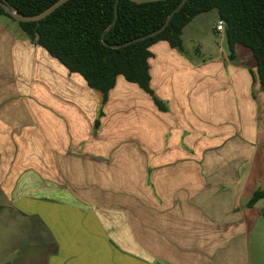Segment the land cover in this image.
I'll return each mask as SVG.
<instances>
[{
    "label": "rangeland",
    "instance_id": "rangeland-1",
    "mask_svg": "<svg viewBox=\"0 0 264 264\" xmlns=\"http://www.w3.org/2000/svg\"><path fill=\"white\" fill-rule=\"evenodd\" d=\"M5 19L0 22V185L32 201L34 218L43 220L42 210H49L55 229L65 211L72 223L79 222L76 239L65 249L81 264H105L100 240L105 242L106 225L110 232L126 229L120 237L129 264H150L160 220L169 225L171 212L176 218L177 208L192 206L191 196L200 194L201 186L250 189L264 177L261 109L228 112L213 105L205 92L206 61L214 56L207 47L193 43L184 71L154 76L165 113L122 80L101 106L100 93L32 43L15 21L0 16ZM252 91L260 93L258 86ZM252 196L243 193L238 207L248 211L250 221L238 264H264V199L247 210Z\"/></svg>",
    "mask_w": 264,
    "mask_h": 264
},
{
    "label": "crops",
    "instance_id": "crops-1",
    "mask_svg": "<svg viewBox=\"0 0 264 264\" xmlns=\"http://www.w3.org/2000/svg\"><path fill=\"white\" fill-rule=\"evenodd\" d=\"M218 20L217 12L211 10L197 15L187 23L181 34L184 53L171 49L164 41H158L150 47L152 57L149 58V74L154 96L158 98L152 86L154 76L184 71L189 58L187 50L193 47V43H197L203 49L207 47L209 54L214 55L206 61L208 70L205 77L209 87L205 92L211 95L208 99H211L213 105H218L221 110L228 112L250 109L254 114L260 107L264 117V93L260 91L256 96L252 91L253 88H257L258 83L253 82L251 76V71H255L251 53L237 45L234 60H229L224 32L215 31ZM5 21L6 19L0 22ZM224 60L226 63L223 65ZM118 80L126 82L122 77H117L115 85ZM100 95L101 103L102 94ZM152 105L154 106L153 103ZM254 114L253 127L256 129ZM256 132L257 130L253 131L254 142L257 139ZM260 178L256 179L255 185L250 189L242 184L230 183L225 185L224 189L221 186H201V193L191 196L195 198L191 200L192 206L177 208L176 218L172 217L171 212L169 225L160 220L154 242L153 260L150 264H238L241 238L250 227L248 211H240L239 208L243 206V193L248 198L251 192L260 190L263 197L257 202L264 199V177ZM16 191L14 187L5 189L0 185V264H81L79 256L76 258L75 254H68L65 249L66 242L76 239V231L81 228L79 222L72 223L70 216L63 211L65 215L58 217L59 226L55 229L52 226L55 218L49 216V210H42V214L48 215H44L43 220L34 218L33 202L16 195L14 193ZM62 203L65 205V201ZM252 207H248L247 210H251ZM61 213L62 211H58V214ZM109 226L106 225L105 242L100 240V244L106 248L105 264H115V261L117 264H129L128 250L120 237V232L123 233L126 229L112 227L110 232ZM35 237L41 240L34 241ZM56 240L60 247L55 248ZM98 241L95 238V247L98 246ZM114 244L117 249L114 248ZM108 254L111 255L109 260Z\"/></svg>",
    "mask_w": 264,
    "mask_h": 264
},
{
    "label": "trees",
    "instance_id": "trees-1",
    "mask_svg": "<svg viewBox=\"0 0 264 264\" xmlns=\"http://www.w3.org/2000/svg\"><path fill=\"white\" fill-rule=\"evenodd\" d=\"M55 1L0 0V16L15 21L31 42L68 72L78 74L89 89L100 92L101 106L107 101L117 77H122L148 95L158 111L166 112L164 103L154 96L150 86L152 54L149 49L154 43L164 41L171 49L184 53L181 41L184 26L197 15L211 10H215L224 23L229 60H234L237 45L249 50L255 63L252 80L264 93V0H186L162 32L119 48L111 46L159 29L181 0H118L116 21L110 29L115 0H68L38 23L16 21L5 9L8 4L19 14L32 16ZM262 197L263 192L256 190L247 207H252Z\"/></svg>",
    "mask_w": 264,
    "mask_h": 264
},
{
    "label": "water",
    "instance_id": "water-1",
    "mask_svg": "<svg viewBox=\"0 0 264 264\" xmlns=\"http://www.w3.org/2000/svg\"><path fill=\"white\" fill-rule=\"evenodd\" d=\"M68 0H57L55 1L53 4H51L49 7H47L45 10H43L42 12L36 14V15H32V16H23L21 14H19L17 12V10L13 7V6H10L8 4L5 5V9L6 11L16 20V21H19V22H24V23H29V22H35V23H38L40 20L44 19L46 16H48L50 13H52L55 9H57L59 6H61L62 4H64L65 2H67ZM186 0H181L180 3L177 5L176 8H174L169 14L168 16L166 17V20L164 21L163 25L153 31V32H150L144 36H141V37H138V38H135L133 40H130V41H127L126 43L124 44H121V45H114V46H111L112 48H119V47H124V46H127V45H130L132 43H135V42H139V41H143L145 39H148V38H151L157 34H159L160 32H162L164 30V28L167 26L169 20L171 19V17L180 10V8L182 7V5L185 3ZM117 2L118 0H115V6H114V19L113 21L111 22L110 26L108 27V29H110L111 27L114 26L115 24V21H116V17H117V12H116V5H117ZM101 41H103V35L101 36Z\"/></svg>",
    "mask_w": 264,
    "mask_h": 264
},
{
    "label": "built area",
    "instance_id": "built-area-1",
    "mask_svg": "<svg viewBox=\"0 0 264 264\" xmlns=\"http://www.w3.org/2000/svg\"><path fill=\"white\" fill-rule=\"evenodd\" d=\"M215 31L216 32H223L224 31V23L220 19L217 21L215 25Z\"/></svg>",
    "mask_w": 264,
    "mask_h": 264
}]
</instances>
